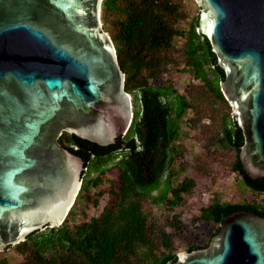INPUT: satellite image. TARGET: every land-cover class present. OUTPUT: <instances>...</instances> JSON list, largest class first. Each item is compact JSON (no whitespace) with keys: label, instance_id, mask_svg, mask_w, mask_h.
<instances>
[{"label":"water","instance_id":"1","mask_svg":"<svg viewBox=\"0 0 264 264\" xmlns=\"http://www.w3.org/2000/svg\"><path fill=\"white\" fill-rule=\"evenodd\" d=\"M103 1L0 0V252L61 226L75 205L86 167L60 143L65 132L109 146L133 123ZM195 2L243 132L241 163L264 178V0ZM177 256L173 264H264V217L235 212L208 247Z\"/></svg>","mask_w":264,"mask_h":264},{"label":"trees","instance_id":"2","mask_svg":"<svg viewBox=\"0 0 264 264\" xmlns=\"http://www.w3.org/2000/svg\"><path fill=\"white\" fill-rule=\"evenodd\" d=\"M178 1H103L104 29L112 35L126 75V91L140 107L134 110L128 133L115 144L100 146L66 132L60 143L85 161L83 186L76 202L88 196L92 188H102L111 170L118 172L116 180L107 177L112 186L110 203L98 217L74 229L68 225L71 209L61 226L32 233L25 242L14 246L23 256V261L17 264H173L177 261L171 235L144 210L145 202L156 206L166 204L174 209L182 203L183 194L195 185L191 179L173 185L175 163L180 156L176 143L181 139V123L188 110L195 108L194 104L168 80L158 83L159 78L177 65L176 37L186 39L184 71L200 80L217 100L228 103L221 88L226 80L225 72L208 38L197 32L200 15L188 31L178 28L176 24L186 16L183 0ZM222 134L221 143L236 150L233 170L248 189L263 194L264 178L252 179L241 163L239 153L244 136L232 114L224 118ZM238 211L264 217V202L235 204L218 197L198 217L199 221L219 225L218 230L204 246L193 245L188 251L208 247L225 218ZM168 224L176 230L182 228L177 215ZM0 264L11 263L7 257H0Z\"/></svg>","mask_w":264,"mask_h":264},{"label":"rangeland","instance_id":"3","mask_svg":"<svg viewBox=\"0 0 264 264\" xmlns=\"http://www.w3.org/2000/svg\"><path fill=\"white\" fill-rule=\"evenodd\" d=\"M182 4L186 16L176 26L188 31L196 21L198 7L195 0H183ZM109 20H112L111 17ZM102 22L104 26V21ZM106 32L112 38L111 33ZM185 41V37H176L177 65L159 78L158 83L168 80L167 82L173 84L180 93L187 95L194 104L195 108L188 110L181 123V139L176 143L180 156L175 163L177 173L173 177V185L177 186L185 179L193 180L195 185L189 193L183 194L182 203L174 209H170L166 204L156 206L150 202L144 203V210L150 214V218L157 219L162 224L161 228L171 235L173 251L176 254L188 250L193 245L204 246L210 240L211 234L218 230L219 225L198 220L201 210L218 197L223 202L235 204L264 202V194H257L248 189L233 170L236 150L221 143L224 118L232 114L231 105L217 100L204 88L200 80L195 79L190 72L184 71ZM135 106L133 103L134 110H139L140 106ZM107 177L116 180L118 172L111 170L107 173L102 188H92L88 196L76 202L68 223L71 229L98 217L110 203L109 193L112 186ZM176 215L182 225L180 230L168 224ZM0 257H7L11 264L23 261V256L15 247L0 252Z\"/></svg>","mask_w":264,"mask_h":264},{"label":"built area","instance_id":"4","mask_svg":"<svg viewBox=\"0 0 264 264\" xmlns=\"http://www.w3.org/2000/svg\"><path fill=\"white\" fill-rule=\"evenodd\" d=\"M264 194V193H263Z\"/></svg>","mask_w":264,"mask_h":264}]
</instances>
